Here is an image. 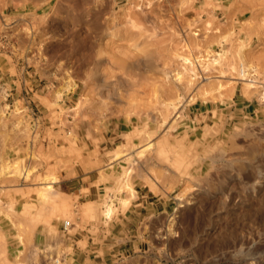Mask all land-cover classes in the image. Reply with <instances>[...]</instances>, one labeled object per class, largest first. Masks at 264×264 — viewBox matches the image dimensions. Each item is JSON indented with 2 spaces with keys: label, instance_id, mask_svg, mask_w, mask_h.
<instances>
[{
  "label": "rangeland",
  "instance_id": "1",
  "mask_svg": "<svg viewBox=\"0 0 264 264\" xmlns=\"http://www.w3.org/2000/svg\"><path fill=\"white\" fill-rule=\"evenodd\" d=\"M0 264H264V0H0Z\"/></svg>",
  "mask_w": 264,
  "mask_h": 264
},
{
  "label": "bare ground",
  "instance_id": "2",
  "mask_svg": "<svg viewBox=\"0 0 264 264\" xmlns=\"http://www.w3.org/2000/svg\"><path fill=\"white\" fill-rule=\"evenodd\" d=\"M219 57H220V56H219ZM183 58H184V57H183ZM219 59H221V57H220V58H218V57L216 58V57H215V60H214V61H218ZM185 60L188 61L189 59H188L187 57H185ZM219 62H220V60H219ZM251 65H252V64H251ZM251 65L249 64V66H251ZM252 67H253V66H252ZM254 67H255V65H254ZM250 68H251V67H250ZM257 68H258V67H257ZM257 68H255V69L257 70ZM255 69H254V70H255ZM249 71H252V70H249ZM249 71H248V72H249ZM245 74H247V73L245 72ZM232 78H235V77H232ZM245 78H246V77H245ZM247 80H249V79L247 78ZM252 80H253V79H252ZM252 80H251V81H252ZM245 83H248V82H245ZM249 86H250V85H248L247 88H250V87H251V86H250V87H249ZM256 152H257V150H254V151H253V153H256ZM53 182H55V181L52 180V181H50V182H49V181L44 182V185L46 186V189L51 188V187L53 186ZM130 188H131V186H130ZM132 189H133V188H132ZM41 194H45V193H44V190L41 192ZM44 196H45V195H44ZM181 206H183V205H181ZM172 229H173V228H172ZM172 229H169V230H172ZM170 232H171V231H170ZM173 232H174V230H173ZM174 234H175V233H174ZM171 235H172V234H171ZM175 236H176V235H175Z\"/></svg>",
  "mask_w": 264,
  "mask_h": 264
},
{
  "label": "built area",
  "instance_id": "3",
  "mask_svg": "<svg viewBox=\"0 0 264 264\" xmlns=\"http://www.w3.org/2000/svg\"><path fill=\"white\" fill-rule=\"evenodd\" d=\"M171 261L174 262L173 258H171ZM183 262H185V260H184ZM174 263H175V262H174Z\"/></svg>",
  "mask_w": 264,
  "mask_h": 264
},
{
  "label": "crops",
  "instance_id": "4",
  "mask_svg": "<svg viewBox=\"0 0 264 264\" xmlns=\"http://www.w3.org/2000/svg\"><path fill=\"white\" fill-rule=\"evenodd\" d=\"M144 203H145V202H144ZM153 203H154V202H151V203H147V204L149 205V204H153Z\"/></svg>",
  "mask_w": 264,
  "mask_h": 264
}]
</instances>
